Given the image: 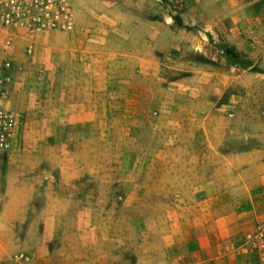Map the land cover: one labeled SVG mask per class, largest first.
Returning a JSON list of instances; mask_svg holds the SVG:
<instances>
[{
	"label": "crops",
	"instance_id": "0c3cea01",
	"mask_svg": "<svg viewBox=\"0 0 264 264\" xmlns=\"http://www.w3.org/2000/svg\"><path fill=\"white\" fill-rule=\"evenodd\" d=\"M183 1L194 30L143 0L136 10L72 0L71 30L21 32L1 50L11 61L0 68L10 77L4 105L18 113L0 188V264H26L13 258L24 250L31 264H262L245 238L264 215V151L220 152L206 133L183 143L169 105L181 84L170 72L200 69L182 60L183 44L202 43L200 28L229 39L228 18L236 25L260 0ZM171 176L173 185L150 184Z\"/></svg>",
	"mask_w": 264,
	"mask_h": 264
},
{
	"label": "rangeland",
	"instance_id": "374dc122",
	"mask_svg": "<svg viewBox=\"0 0 264 264\" xmlns=\"http://www.w3.org/2000/svg\"><path fill=\"white\" fill-rule=\"evenodd\" d=\"M117 1L127 9L136 10L133 5L139 0ZM143 1L146 5H159L166 15L171 16L174 25L176 23L173 16L178 15L181 18L186 11L183 0ZM236 16L234 17L236 25H232V19L228 18V24L235 28L234 31H230L232 33L228 35L229 39L225 34L200 28L201 33L198 35L200 38L203 36L202 43H198L196 48L190 47L191 41L183 44L187 46L182 47V60L193 61L200 69L192 72L188 67L185 69L182 67L180 71L170 72L169 79L180 81L181 84L173 88L175 95L171 99V104H166L175 108L174 113L181 126L173 135L183 143H187V139L192 136L203 139L206 133L214 141L222 142L219 146L220 152L231 153L252 149L264 151V0L246 3L243 17L240 13ZM182 28L189 31L185 27ZM3 40L4 35L0 29V53ZM225 45L233 46L241 59L249 60L251 64L246 66L239 60L227 56L224 52ZM256 67L258 69H255ZM164 83L167 86L168 82ZM13 110L18 113L16 108ZM195 116V122L200 123L202 120L205 122V130L201 126L199 130L194 128V123L190 122V119ZM13 152V145L5 151H0V188L3 187L6 160ZM169 152L176 151L173 149ZM174 181L171 176L155 178L150 184L173 185ZM156 196L153 195L154 198ZM36 203L38 204L39 200H36ZM153 205L152 211L159 212V209L154 208L156 204ZM262 217L261 219H264V215Z\"/></svg>",
	"mask_w": 264,
	"mask_h": 264
},
{
	"label": "built area",
	"instance_id": "2783aa9c",
	"mask_svg": "<svg viewBox=\"0 0 264 264\" xmlns=\"http://www.w3.org/2000/svg\"><path fill=\"white\" fill-rule=\"evenodd\" d=\"M74 25L75 10L72 0H0L3 52L13 48L15 39L21 32L33 34L45 30L69 31ZM26 49L29 52L30 46ZM10 67L11 61L3 57L2 69L9 70ZM9 79V74H0V151L10 147L17 123L16 113L4 105L7 100L6 84ZM245 247L257 251L261 263L264 264V219L257 221L254 230L247 234ZM13 258L15 261L31 264L33 253L24 250L16 253Z\"/></svg>",
	"mask_w": 264,
	"mask_h": 264
},
{
	"label": "trees",
	"instance_id": "16d2710c",
	"mask_svg": "<svg viewBox=\"0 0 264 264\" xmlns=\"http://www.w3.org/2000/svg\"><path fill=\"white\" fill-rule=\"evenodd\" d=\"M174 22L176 23V25L180 26V27H185L187 29H194L196 27L194 26H189V25H184L182 22V19L178 16V15H174L173 16ZM224 52L227 56L239 60L241 63L245 64L246 66H249L251 63L249 60L246 59H241V56L239 54V52H237L233 46L230 45H225L224 46ZM255 69H258L257 67Z\"/></svg>",
	"mask_w": 264,
	"mask_h": 264
}]
</instances>
